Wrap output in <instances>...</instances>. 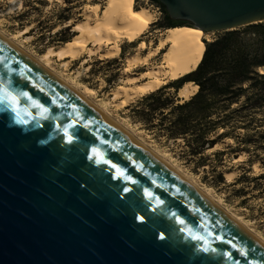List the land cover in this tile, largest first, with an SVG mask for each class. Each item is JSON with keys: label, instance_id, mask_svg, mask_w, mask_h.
<instances>
[{"label": "water", "instance_id": "water-1", "mask_svg": "<svg viewBox=\"0 0 264 264\" xmlns=\"http://www.w3.org/2000/svg\"><path fill=\"white\" fill-rule=\"evenodd\" d=\"M160 1L204 32L264 21V0ZM3 88L20 103L0 104V264H264L262 243L0 35Z\"/></svg>", "mask_w": 264, "mask_h": 264}, {"label": "rangeland", "instance_id": "rangeland-1", "mask_svg": "<svg viewBox=\"0 0 264 264\" xmlns=\"http://www.w3.org/2000/svg\"><path fill=\"white\" fill-rule=\"evenodd\" d=\"M107 1L0 0V31L12 36L35 57L46 61L44 56L50 47L59 48L64 45L53 42L55 33L68 25L58 20L61 13L72 15L69 22L76 23L86 17V11L91 6L96 5L100 12ZM68 5L75 7L63 11L64 6ZM142 6L150 8L156 14L154 13V22L136 41H117L118 51L107 57H100L99 54L90 56L87 45L77 59L51 56V65L59 75L83 89L112 117L122 122L124 128H128L131 133L142 138V142L145 141L157 153L170 160L182 174L195 181L264 239V107L247 108L228 127L216 124L209 137L215 138L217 143L214 147L207 145L198 157L190 155L184 139H169L161 132L160 126H152L159 120L153 123L143 122L136 109L141 107L146 94L138 92L127 96L124 89L146 81L144 72L160 65L163 52L155 55L148 65L140 63L129 66L126 58L136 53L141 43L142 54H146L151 45L156 46L164 38L168 27L162 23L168 11L156 0H134V8ZM172 24L183 25V22L172 18ZM31 29L34 30L31 32ZM223 31L225 30L202 32V39L204 42L211 41ZM75 33L76 36L78 33ZM102 50H111L110 45L104 46ZM259 71L264 73V68ZM129 77H136L133 84L127 82ZM169 82L162 81L159 87ZM245 86H250V97L261 92L253 86V81ZM168 91L172 93L175 89L170 88ZM118 92L121 94L116 96ZM178 96L182 97L180 92ZM246 97L247 95L243 99ZM214 119H219V114L214 115ZM241 155L243 157L239 159ZM227 172H234L231 179L227 178Z\"/></svg>", "mask_w": 264, "mask_h": 264}, {"label": "trees", "instance_id": "trees-1", "mask_svg": "<svg viewBox=\"0 0 264 264\" xmlns=\"http://www.w3.org/2000/svg\"><path fill=\"white\" fill-rule=\"evenodd\" d=\"M156 1L166 9L160 0ZM72 7L75 5L64 6L63 11ZM58 18L68 23L72 15L63 12ZM162 24L168 28L177 26L172 24L169 12ZM183 25L191 26V23L183 22ZM75 34L72 24H68L55 33L53 42L65 44ZM202 44L204 52L194 70L147 93L141 107L136 109L145 123L159 120L152 126H160L169 139H184L194 157L200 156L207 145L215 146L217 142L209 133L216 124L228 127L247 108L264 107V73L259 71L264 68V21L225 30L211 41L202 39ZM252 81L261 91L254 97L248 96L250 86H245ZM186 83L198 89L190 98L182 99L178 92ZM170 88L175 91L169 92ZM216 114L219 119H214Z\"/></svg>", "mask_w": 264, "mask_h": 264}, {"label": "bare ground", "instance_id": "bare-ground-1", "mask_svg": "<svg viewBox=\"0 0 264 264\" xmlns=\"http://www.w3.org/2000/svg\"><path fill=\"white\" fill-rule=\"evenodd\" d=\"M155 13V12H154ZM150 8L142 6L140 8H134V0H108L106 5L98 11L96 5L86 11V17L76 23L72 24V27L77 31V35L71 41H68L59 48L50 47L45 54V60L35 57L19 45L12 36H9L2 31L0 35L7 41L14 44L27 56L32 58L36 63L44 67L48 72L56 76L72 91H74L83 100L92 105L95 109L104 114L109 120H111L116 126L121 128L137 142L146 147L153 155L157 156L163 163L171 168L175 173L184 178L193 187H195L201 194H203L208 201L222 211L230 220L235 222L238 226L243 228L251 237L264 245V239L253 232L244 221L240 219L234 212L223 207L217 200L209 195L205 190L197 185L195 181H192L186 177L182 172L177 169L170 160H167L161 156L155 149L142 142V138L137 137L134 133L124 128L122 122L117 118L112 117L109 112L103 109L96 101L91 99L83 89L76 86L69 79L63 78L59 75L53 66L51 65V56L59 57H71L77 59L83 52V49L88 46L89 55L93 56L99 54L100 57H107L118 51L117 41H136L146 30V28L154 22L155 14ZM158 19V18H157ZM202 32L199 27L177 25L170 27L166 30V35L162 38L156 46L150 47V50L146 54H142L143 44L141 43L134 54H130L126 58V62L129 66L140 65V63L148 65L151 60L159 52H163L162 60L159 66L151 67L144 72L147 80L138 83L136 86H130L128 89H124V93L130 96L134 93L147 94L159 88L161 82H169L180 78L186 73L194 70L200 62L204 47L202 44ZM152 44V42H151ZM111 50H102L104 46H109ZM86 61V60H85ZM127 80V79H126ZM136 77H129L127 82L133 84ZM192 86V88H190ZM197 86L192 83H186L179 92L183 98H190L196 91ZM121 94L116 93V96ZM117 98V97H116ZM243 155L240 156L241 159ZM234 172H227V178L231 179Z\"/></svg>", "mask_w": 264, "mask_h": 264}, {"label": "snow or ice", "instance_id": "snow-or-ice-1", "mask_svg": "<svg viewBox=\"0 0 264 264\" xmlns=\"http://www.w3.org/2000/svg\"><path fill=\"white\" fill-rule=\"evenodd\" d=\"M20 95H23L27 97L28 99H31V97H28L27 93H21ZM19 103H20V100H19L18 95L10 92L6 88L0 89V104L5 105L6 108L11 107L13 110H16V108L19 106ZM35 106L43 107V105H38V104H36ZM45 111H47V109H45ZM71 140L72 138L71 136H69L68 142L71 143Z\"/></svg>", "mask_w": 264, "mask_h": 264}, {"label": "flooded vegetation", "instance_id": "flooded-vegetation-1", "mask_svg": "<svg viewBox=\"0 0 264 264\" xmlns=\"http://www.w3.org/2000/svg\"><path fill=\"white\" fill-rule=\"evenodd\" d=\"M179 22H183V21H180V20H179Z\"/></svg>", "mask_w": 264, "mask_h": 264}]
</instances>
